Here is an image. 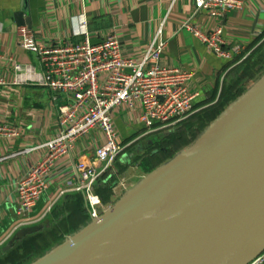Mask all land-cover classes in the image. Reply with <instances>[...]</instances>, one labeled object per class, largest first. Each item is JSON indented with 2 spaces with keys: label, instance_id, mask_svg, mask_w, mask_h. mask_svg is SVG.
Returning a JSON list of instances; mask_svg holds the SVG:
<instances>
[{
  "label": "crops",
  "instance_id": "1",
  "mask_svg": "<svg viewBox=\"0 0 264 264\" xmlns=\"http://www.w3.org/2000/svg\"><path fill=\"white\" fill-rule=\"evenodd\" d=\"M242 1L244 6L241 9L229 11L223 17L213 18L200 13L193 22L205 31L222 26L226 46L240 45L243 55L252 53V59L243 67L218 58L192 33L182 28V24L193 15L194 0H28L32 29L18 26L15 22L14 13L20 10L22 0H0V54L3 56L0 61V122H9L17 131L15 135L0 138V238L19 217L17 182L31 165L47 154V149L39 146L59 134L61 125L57 106L66 102L64 95H58L55 100L45 87L15 83V63H31L41 68L38 56L25 51L20 45L21 27L28 28L43 45H61L83 39L82 22L86 17L94 41H100L114 32L124 55L141 61L165 21L163 36L168 45L162 64L192 72L189 88L198 93L195 100L198 111L215 104L221 115L241 95L238 89L242 81H239L237 71L248 70L250 77L242 82L245 92L253 84H248L250 78L262 69L264 0ZM233 88L235 91H231ZM141 113L139 103L132 109L123 105L113 112L120 141L133 143L132 148L158 134L143 133L145 127L139 120ZM97 142L99 140L94 131L78 142L72 157L57 164L56 174L35 207L34 214L44 209L60 188L73 180L69 173L71 163L95 159ZM124 160L128 161V158ZM108 180L109 175L104 179V185L96 186L95 192L100 195L105 190H112L109 184L115 179ZM57 205L59 207L48 216L49 219L61 222L75 213L79 214L78 218L70 225L67 223L69 228H81L87 224L88 205L82 192L66 193Z\"/></svg>",
  "mask_w": 264,
  "mask_h": 264
},
{
  "label": "water",
  "instance_id": "2",
  "mask_svg": "<svg viewBox=\"0 0 264 264\" xmlns=\"http://www.w3.org/2000/svg\"><path fill=\"white\" fill-rule=\"evenodd\" d=\"M28 13L22 0L14 19L32 29ZM44 228H21L3 252ZM263 252L264 75L180 156L32 264H69L81 255L87 264H249Z\"/></svg>",
  "mask_w": 264,
  "mask_h": 264
},
{
  "label": "built area",
  "instance_id": "3",
  "mask_svg": "<svg viewBox=\"0 0 264 264\" xmlns=\"http://www.w3.org/2000/svg\"><path fill=\"white\" fill-rule=\"evenodd\" d=\"M194 3L193 15L182 24L183 29L192 33L218 58L235 65L252 54L243 55L240 45L226 46L222 26L205 31L193 22L200 13L220 18L229 11L241 9L244 6L242 0H194ZM164 22L141 61L124 55L114 32L94 41L86 17L82 22L83 39L61 45H43L28 28H20L21 47L38 56L41 68L31 63H15V83L45 87L55 100L58 95H64L66 102L57 106L59 134L39 146L45 147L47 154L31 165L17 182L19 217L0 238V247L21 228L43 223L68 192H82L92 217L99 218L102 203L95 186L112 172L118 159L133 145L120 141L113 115L115 109L123 105L132 109L139 103L142 109L139 120L145 127L144 134L173 129L198 111L195 105L198 93L189 88L193 73L161 62L168 45L163 36ZM2 59L0 54V61ZM94 131L99 140L95 145V159L71 163L69 173L73 180L60 188L44 209L34 214L56 174L57 164L72 157L78 142ZM15 134L17 131L9 122H0V138ZM249 264H264V252Z\"/></svg>",
  "mask_w": 264,
  "mask_h": 264
},
{
  "label": "rangeland",
  "instance_id": "4",
  "mask_svg": "<svg viewBox=\"0 0 264 264\" xmlns=\"http://www.w3.org/2000/svg\"><path fill=\"white\" fill-rule=\"evenodd\" d=\"M262 60V69L255 74L254 77L250 78L248 84L256 82L258 77L264 75V57ZM244 85L241 82L240 86L242 87ZM242 92L244 91L242 90ZM240 94L242 95L243 93ZM206 107L202 111L195 113L193 118L189 119L187 122L173 129H167L154 136H150L151 140L155 139V145L153 147L148 148L147 139L149 138H147L140 141L135 147H130L125 151L124 154L129 156L128 161L120 160L119 163L115 164L112 172L108 174V182L115 179L113 181V183H116L115 186L111 188L112 190L101 192L100 195L96 192L102 203L99 208V217L123 196L125 192L132 189L148 174L161 165L180 156L207 131L220 116V110L214 108L215 104L208 108ZM156 135L160 137L156 138ZM138 147H143V149L138 150ZM155 150H157V152H155ZM87 205L88 224L95 218L91 215L88 202ZM57 207H59V205H56L51 213L57 209ZM51 213L48 215L49 217ZM78 215L79 214L73 213L70 217L66 218L67 220L64 219L61 222H55V219H49V217H47L44 221L46 226L45 229L15 245L10 253L3 252L2 250L7 243L1 246L0 264H32L40 259L52 249L65 242L72 234L80 230L78 227H68V224L70 225V223L77 219Z\"/></svg>",
  "mask_w": 264,
  "mask_h": 264
},
{
  "label": "trees",
  "instance_id": "5",
  "mask_svg": "<svg viewBox=\"0 0 264 264\" xmlns=\"http://www.w3.org/2000/svg\"><path fill=\"white\" fill-rule=\"evenodd\" d=\"M252 54L246 59V60H244L242 63H240V65H238V66H244V64H246V63H248L251 59H252ZM237 66V67H238ZM240 69V68H239ZM239 71H241V70H238L237 71V73H239L238 74V78H239V81H245V80H247V79H249V73H248V70L247 69H245V70H242V72H239ZM244 72V73H243ZM242 90H243V88L241 87V86H239V89H238V93L240 94V93H242ZM231 91H235V89L233 88V89H231ZM216 110H219V108H217V105L214 107ZM214 109V110H215ZM191 118H193V116L191 117ZM190 118V119H191ZM107 176V175H106ZM106 176L102 179V180H100L97 184H96V186L98 185V184H103L104 183V179L106 178ZM104 185V184H103ZM105 185H108V183L107 184H105ZM113 185H114V183H112L111 185L109 184V186H111V187H113ZM96 186H95V188H96ZM110 187V188H111ZM36 234V233H35ZM35 234H33V235H35ZM33 235H29L28 237H26L25 239H27V238H31ZM25 239H23V240H25ZM22 240V241H23ZM22 241H20V242H22ZM20 242H18L17 244H19ZM16 244V245H17ZM13 249V248H12ZM12 249L10 250V251H8L9 253L12 251Z\"/></svg>",
  "mask_w": 264,
  "mask_h": 264
},
{
  "label": "bare ground",
  "instance_id": "6",
  "mask_svg": "<svg viewBox=\"0 0 264 264\" xmlns=\"http://www.w3.org/2000/svg\"><path fill=\"white\" fill-rule=\"evenodd\" d=\"M145 216L139 217L130 227L128 232V239L132 238L137 231V228L140 227L145 222ZM90 259V258H89ZM88 257L78 256L73 259L69 264H87ZM92 260V258L90 259Z\"/></svg>",
  "mask_w": 264,
  "mask_h": 264
},
{
  "label": "flooded vegetation",
  "instance_id": "7",
  "mask_svg": "<svg viewBox=\"0 0 264 264\" xmlns=\"http://www.w3.org/2000/svg\"><path fill=\"white\" fill-rule=\"evenodd\" d=\"M158 137H160V136H157L156 135V138H158ZM152 141V142H151ZM153 144H155V139H148V148L150 147V145H153ZM143 149V147H138V150H142Z\"/></svg>",
  "mask_w": 264,
  "mask_h": 264
}]
</instances>
